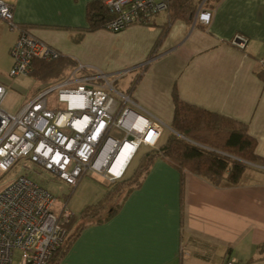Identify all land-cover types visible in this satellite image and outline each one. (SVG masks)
<instances>
[{
	"label": "crops",
	"instance_id": "crops-1",
	"mask_svg": "<svg viewBox=\"0 0 264 264\" xmlns=\"http://www.w3.org/2000/svg\"><path fill=\"white\" fill-rule=\"evenodd\" d=\"M5 1L20 28L73 61V69L82 65L106 75L112 96H130L135 103L131 108L166 131L173 132L176 90L189 105L247 125L257 154L264 158V80L259 77L264 0H201L191 22L169 24L171 14H161L151 25L118 33L87 31V7L102 0ZM202 12L212 14L208 26L198 21ZM167 26L164 43L151 57ZM9 31L1 24L0 39ZM10 32L9 52L19 35ZM236 37L247 39L244 49L232 44ZM167 138L161 137V145ZM132 162L124 180L140 164L128 174ZM259 168H250L235 187H216L186 173L182 188L181 173L157 159L118 213L87 227L59 264H223L227 259L264 264V167ZM79 221L70 214L68 235Z\"/></svg>",
	"mask_w": 264,
	"mask_h": 264
},
{
	"label": "built area",
	"instance_id": "built-area-1",
	"mask_svg": "<svg viewBox=\"0 0 264 264\" xmlns=\"http://www.w3.org/2000/svg\"><path fill=\"white\" fill-rule=\"evenodd\" d=\"M112 15L103 28L118 33L133 25H151L154 18L170 14L169 0H104ZM212 14H199L208 26ZM18 32L10 49L11 79L27 78L40 60L54 62L62 54L20 28L13 7L0 0V25ZM240 49L247 39L236 37ZM264 71V56L259 60ZM24 109L12 114L3 108L7 90L0 84V181L20 161L24 170L51 173L65 184L77 187L86 176L114 183L125 173L142 147L156 149L164 133L159 123L135 111L130 96L116 93L107 76L78 66L68 77L49 85ZM57 91L61 108L51 107L49 96ZM119 131L123 136H113ZM129 156L118 171L115 163L126 146ZM57 199L46 187L28 175H20L0 188V264H49L67 237V207L55 213ZM223 264H238L227 259Z\"/></svg>",
	"mask_w": 264,
	"mask_h": 264
},
{
	"label": "trees",
	"instance_id": "trees-1",
	"mask_svg": "<svg viewBox=\"0 0 264 264\" xmlns=\"http://www.w3.org/2000/svg\"><path fill=\"white\" fill-rule=\"evenodd\" d=\"M102 1L92 2L87 7V31L101 30L112 20V15ZM201 0H169V24L177 20L191 22ZM168 34V26L158 39L151 57L162 46ZM75 63L68 58L54 62L36 61L35 80L41 84L58 82L66 78ZM146 68L143 69V73ZM264 80V71L259 73ZM141 77H137L130 88L134 91ZM53 81V82H52ZM173 132L164 144L144 155L134 175L112 187L97 204L87 207L80 216L76 230L66 237L64 245L53 255L49 264H59L72 243L89 226L101 224L114 217L123 201L141 186L157 159H163L174 166L182 176L191 173L203 178L216 187H235L244 179L250 165L264 167V158L257 154V141L248 126L232 119L211 113L183 102L176 90L173 93ZM121 198V199H120ZM119 200L114 206V202ZM114 207V208H113Z\"/></svg>",
	"mask_w": 264,
	"mask_h": 264
},
{
	"label": "rangeland",
	"instance_id": "rangeland-1",
	"mask_svg": "<svg viewBox=\"0 0 264 264\" xmlns=\"http://www.w3.org/2000/svg\"><path fill=\"white\" fill-rule=\"evenodd\" d=\"M12 37L13 36L9 31L4 33L0 39V84L7 90V97L3 104V108L12 114H17L20 113L34 97H36L41 92H45L47 90L45 87L55 84L57 81H52L53 83L50 82L48 84H41L35 80L34 75L27 78L11 79L8 74L12 66V58L9 53L8 45L10 44ZM112 93L115 94L114 92ZM115 97H117V95ZM49 103L51 107L61 108L60 104L57 102V91L51 92L49 96ZM170 133L172 132L166 131V129H164L162 136H164L165 139ZM113 136L121 139L123 135L119 131H114ZM160 146L161 140L156 149ZM146 150L152 151L154 149L142 147L139 151V154L132 162L128 174L138 166L140 158ZM250 167L254 169H260L259 166L255 165H250ZM20 175L30 176L54 194L58 201L56 204L55 213H58V210H62L63 206L66 205L67 210L74 219L77 216L80 217L83 210H85L87 207L95 205L101 201L105 197V194L110 189H112L115 184L125 179L123 178L114 183H110L103 181L98 177L92 178L90 176H86L77 187H72L65 184L60 179L55 178L49 172L42 170L40 171L36 168L34 170H24L23 163L20 161L11 169L8 174L3 176L2 180L0 181V186L7 184ZM120 199H117L113 205L115 206L118 201H120Z\"/></svg>",
	"mask_w": 264,
	"mask_h": 264
},
{
	"label": "bare ground",
	"instance_id": "bare-ground-1",
	"mask_svg": "<svg viewBox=\"0 0 264 264\" xmlns=\"http://www.w3.org/2000/svg\"><path fill=\"white\" fill-rule=\"evenodd\" d=\"M131 147L128 145L124 148V150L120 153L116 163H115V167L114 170L118 171V169L123 166L124 162L126 161V159L129 156V152H130Z\"/></svg>",
	"mask_w": 264,
	"mask_h": 264
}]
</instances>
